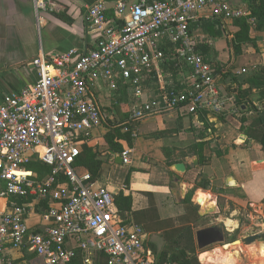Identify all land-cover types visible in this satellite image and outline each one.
<instances>
[{"label":"built area","instance_id":"2783aa9c","mask_svg":"<svg viewBox=\"0 0 264 264\" xmlns=\"http://www.w3.org/2000/svg\"><path fill=\"white\" fill-rule=\"evenodd\" d=\"M34 6L40 12L55 8L52 0H34ZM206 12L221 22L246 17L256 24L248 5L227 0H114L112 14L106 0H97L85 13L98 34L94 49L39 52L31 60L36 81L0 104V264H17L5 257L9 248L40 258L29 264H156L149 233L122 223L114 194L76 160L93 128L108 123L99 102L103 88L129 95L124 131L168 110L222 115L228 109L234 95L221 90L189 28ZM167 44L178 67V84L169 89L161 71ZM155 77L160 85L150 94L146 84ZM130 154L129 148L121 151L122 163ZM31 162L50 170L39 175L27 167ZM31 214L40 219L38 231L27 225Z\"/></svg>","mask_w":264,"mask_h":264},{"label":"crops","instance_id":"0c3cea01","mask_svg":"<svg viewBox=\"0 0 264 264\" xmlns=\"http://www.w3.org/2000/svg\"><path fill=\"white\" fill-rule=\"evenodd\" d=\"M52 1L55 4L54 11H64V16L69 21L61 20L48 12L37 11L34 0H0V104L8 93L19 91L36 81L38 70L31 64V60L39 52L59 53L69 48L89 51L96 47L98 34L87 26L85 13L87 7L97 0ZM106 1L109 14H112L114 0ZM227 1L234 5H248V0ZM204 14L205 18L202 19H213L208 12ZM222 28L226 29L225 35L226 32H230L229 39L232 40L231 37L237 31V27L232 24V21H222ZM249 35L254 42L244 44L242 52L238 55H235L233 49L230 61L222 69V72L228 70L235 74H242L245 83L226 84L221 75H216L221 90L231 95V90L235 89L233 93L235 97L222 115L203 113V118L209 124V128L204 132L205 144L200 160L197 155L193 152L190 154L187 150L189 145L200 140L199 134L205 129L199 115H181L177 111L168 110L139 120L136 126L130 129L132 131L130 145L125 137L116 138L122 145V150L131 149L130 162L128 164L117 163L115 156L120 155L121 152L111 153L112 150L108 148L104 135L111 128L112 123H123L126 120L130 98L126 90L113 93L103 88L99 94V102L108 115V123L93 128L91 137L82 145V147L84 145L97 147L104 155L105 162L101 165V176L96 180L97 184L105 186L113 194L122 190L124 195H130L133 211L145 212L148 209L149 198L146 192L169 194L175 201H179L188 191L194 189L192 202L194 201L198 208L201 207V210L205 209L206 205L215 208L214 198L219 196L226 201L244 207L248 206L260 212V209L264 207V149L258 140L248 137L240 130L239 121L240 117H245L244 125L247 126L257 113L253 110L242 113L239 108L251 109L252 105L261 107L264 102V99H260L258 89L250 83L251 80L258 81L259 76L264 77V25L258 28L256 24L255 26L250 25ZM193 37L196 40V37L201 39L203 36L194 34ZM243 69L245 72H242ZM168 77L165 76L163 82ZM159 85L160 83L149 82L146 84V90L154 94ZM238 93L240 94L238 97L244 98L246 105L235 102ZM232 107L235 109H231ZM120 132H124L123 127ZM153 134L158 135L153 136ZM166 148L169 149L168 157L163 151ZM179 162L185 165V171L180 172L172 168L173 164ZM78 167L86 170L83 166ZM121 167L123 169H120ZM129 169L134 170L130 173L125 185ZM32 171L38 173L36 170ZM201 179L208 181L209 188L197 186V181ZM173 181L177 183L174 193L170 186ZM182 190H185L184 195ZM43 208L44 203L35 207L37 211ZM3 209V203H0V210ZM214 212H216L215 209L211 213ZM26 222L31 231L39 230L40 219L37 214L29 215ZM223 223L226 226H223V231L227 245H215L227 247L231 245L229 242L238 239L233 236L239 223L231 218H224ZM257 225L255 224V227ZM260 226L264 225L260 224ZM254 228L250 232H246V227L242 228L240 230L243 233L242 237L252 233L264 234L263 227L258 228L257 231ZM148 233L151 234V232ZM227 238H229L228 241ZM257 242L264 244V237L250 245L247 244L249 246L244 247L246 245L244 244L237 247L236 257L230 250L221 252L222 250L216 247L202 250L200 253L209 252L216 260L217 251H220L224 255L222 257L226 258L225 256L228 255L233 259L223 260L225 264H253L249 255L252 246ZM233 244L238 245L240 242ZM211 246L214 247V245ZM5 257L14 260L17 264L36 263L40 260L26 248L20 250L9 248ZM199 260L201 264H207Z\"/></svg>","mask_w":264,"mask_h":264},{"label":"trees","instance_id":"16d2710c","mask_svg":"<svg viewBox=\"0 0 264 264\" xmlns=\"http://www.w3.org/2000/svg\"><path fill=\"white\" fill-rule=\"evenodd\" d=\"M247 4L251 10V16L256 20L257 28L260 27V25H264V0H248ZM48 13L61 20L69 21L64 16V11H49ZM232 24L237 27V31L234 32L231 40L232 47L235 55H238L242 52V46L244 44L253 43L254 40L249 35L250 23L247 21L246 17L236 18L232 20ZM189 28L191 35L199 34L203 36L201 39L196 37V50L203 56L205 61L211 62V58L214 57V49L208 37L218 39L225 35L222 22L216 19H199L191 23ZM167 47L168 44L163 47L165 59L161 63V71L164 77L169 76L165 84V87L169 89L177 82L178 67L176 66V59L170 54ZM213 68L215 70V75L217 72L221 73L223 82L226 84L241 85L245 83L242 74H235L228 70L222 72L220 67H215L214 65ZM259 77L258 81L251 80L250 83L258 89L260 99H264V77ZM157 81L155 77L153 80H150V83L153 82L155 84ZM177 84L178 83H176L175 86ZM231 92L235 91L231 90ZM238 95L240 94H237L235 102L240 105L241 103L246 105L244 98L240 99L241 97H238ZM249 110H253L257 115L247 126L244 125L246 120L245 117H240V130L248 137L258 140L264 149V108H261L260 105H252L251 109L247 108L245 110L239 108V111L242 113ZM203 115L204 114L199 115L205 128L203 132L199 134L200 140L187 147L188 153L191 154V152H193L194 155L199 157V160L202 158V150L205 144V141H203L206 136L204 132L209 128V124L203 118ZM124 124V122L112 123L111 128L104 135L108 148L114 152H121L123 149L116 138L121 136L125 137L128 144H131L132 131L126 130L122 133L120 132ZM156 135L158 134H153V136ZM163 151L165 156L168 157L169 149L167 150L166 148L163 149ZM104 162V155L97 147L84 145L77 157L76 165L83 166L90 173L92 180H98L101 176V165ZM39 164L40 163L37 162H31L27 167L36 170L40 175L50 170L48 167ZM133 170L134 169H129L125 178V185ZM197 186L206 189L209 188V183L205 179H201L197 181ZM193 194L194 189L188 191L179 201H175L169 194L146 192L149 198V207L144 212L142 210L133 211L131 208L132 197L130 195H124L123 191L120 190L118 193L114 194L113 209L118 213L122 223L134 222L143 226L148 232L168 231V237L164 239L160 249L154 242L149 241V246L155 256L156 264H200L195 254L192 230L195 227L207 224L209 216L199 214L198 207L192 202ZM77 262H79V260H77Z\"/></svg>","mask_w":264,"mask_h":264},{"label":"rangeland","instance_id":"374dc122","mask_svg":"<svg viewBox=\"0 0 264 264\" xmlns=\"http://www.w3.org/2000/svg\"><path fill=\"white\" fill-rule=\"evenodd\" d=\"M229 36H231V34L228 31V33L226 32V35L222 38L214 39V38L208 37V40L210 39L211 45L214 49V57L211 58L212 59L211 63L215 67H220L221 71L225 66H227V63L230 61V58H231V53L233 52L232 42L229 39ZM217 74L221 75V73H219V72H217ZM151 83H153V82H151ZM232 91H235V89L234 90L232 89ZM230 93H231V95H234L233 94L234 92H230ZM234 97H235V95H234ZM233 107L236 108L235 105H233ZM233 107L231 109H235ZM120 169H123V168L121 167ZM120 169H118L119 172H120ZM214 199H215V208L214 209L216 210V212L207 214V216H209L208 223L205 225H200L198 227H195L192 230L193 236H194L195 230L198 228L212 226L214 224H219L223 228V226H225V224L223 223L224 218H231V219H233L239 223V227L233 236V237H236L238 239H240L242 237L243 233H241L240 230L244 227L247 228L246 232L252 231V228L255 227V224H258L254 228L256 231L258 228L262 229V227H263V229H264V226H260V224L264 225V207L261 208L260 212H259V211L253 210V208H250L248 206L244 207V206L234 204L230 201H226L224 198L219 197V196L215 197ZM193 203L196 205V203L194 201H193ZM198 209L201 210V207H199ZM228 227H231V226H228ZM263 229H262V231H264ZM167 234H168V231H166V230L161 231V232L152 231L151 234H149V239H150V241L154 242L157 245V247L160 249L162 242L164 241V239H166L168 237ZM226 240L228 241L229 238H227ZM261 242H263V241H261ZM261 244L262 243L257 242L256 245H254V247H252V249L250 250V255H249L250 258L249 259H250V261L253 262V264H264V259H262L260 257V253L257 250ZM194 245H195V254H196V257L199 261L198 254L200 252H202V250L215 248V247L218 249L220 248V250H222L221 252H223L224 250H230L233 254H235L234 256L236 257L235 252L237 251V247H240L244 244L243 243H240L238 245L237 244H231L227 248L221 247L219 245H214V247L210 246V247H206L202 250L197 249L195 240H194ZM249 245H245L244 247L249 246ZM213 250L216 251L217 249H213ZM221 252L217 251V254L219 256H216L217 260H216L215 264H225V262H223L224 257H222L223 255L221 254ZM221 260H222V262H221ZM262 261H263V263H262ZM199 263L201 264L200 261H199Z\"/></svg>","mask_w":264,"mask_h":264},{"label":"water","instance_id":"95a60500","mask_svg":"<svg viewBox=\"0 0 264 264\" xmlns=\"http://www.w3.org/2000/svg\"><path fill=\"white\" fill-rule=\"evenodd\" d=\"M261 107L264 108V102H262ZM110 152L113 153V151H110ZM115 161L117 163H122L121 156L116 155ZM172 168L180 172L185 171V165L181 162L173 164ZM170 186H171L172 192L174 193L175 188L177 187L176 181H173ZM182 194L183 195L185 194V190H182ZM174 197L176 198L175 195ZM213 211L214 209L212 208L202 209V210H199V214L207 215ZM263 237H264V234L262 233H252V234L242 237L241 239H234L231 242H229V244L240 242V243L247 245ZM194 239H195L196 247L199 250H202L208 246L215 245V244H221L224 246L227 245V243L225 244V236H224L223 228L219 224L197 229L194 233Z\"/></svg>","mask_w":264,"mask_h":264},{"label":"bare ground","instance_id":"6f19581e","mask_svg":"<svg viewBox=\"0 0 264 264\" xmlns=\"http://www.w3.org/2000/svg\"><path fill=\"white\" fill-rule=\"evenodd\" d=\"M210 208H212V209H214V207L213 206H211V205H206L205 206V209H210ZM6 211H9V209H6ZM254 246V245H253ZM252 246V247H253ZM228 247V246H227ZM227 247H225V248H227ZM251 247V246H250ZM258 251H259V253H260V257L262 258V259H264V244H261L260 245V247L257 249ZM258 253V254H259ZM202 253H200V255H199V259H201V261L202 262H204V263H207V264H213V263H215L216 262V260H217V258H216V260H215V258L211 255V253H209V252H207V253H205V254H202ZM216 254V253H215ZM223 254V253H222ZM228 254V253H227ZM257 254V255H258ZM226 255V254H225ZM218 256V255H217ZM224 256V255H223ZM226 258H224L223 260L224 261H231L232 260V258L229 256L228 257V255H226L225 256ZM259 257V258H260ZM200 261V260H199ZM228 263V262H227ZM262 263H263V261H262Z\"/></svg>","mask_w":264,"mask_h":264}]
</instances>
